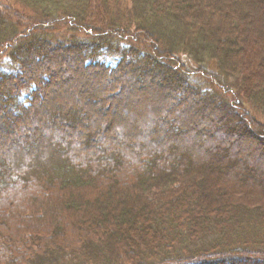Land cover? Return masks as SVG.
Instances as JSON below:
<instances>
[{
    "label": "trees",
    "instance_id": "1",
    "mask_svg": "<svg viewBox=\"0 0 264 264\" xmlns=\"http://www.w3.org/2000/svg\"><path fill=\"white\" fill-rule=\"evenodd\" d=\"M263 17L264 0H0V59L13 67L0 66V264H264V169L248 164L261 182L244 179L239 162L241 154L257 152L264 159ZM83 29L85 38L74 36ZM65 32L70 38L56 39ZM184 50L236 78L242 97L216 78L209 77V89L193 82L194 72L179 56ZM109 55L120 56L116 67L101 60ZM67 56L80 70L118 80L109 99L154 58L180 80L183 99L195 95L198 104L225 105L206 120L213 126L218 119L230 131L200 127L206 149L189 136L178 139L187 133L180 131L165 142L129 148L107 127L88 140L97 147L85 146L80 138L97 125L83 121L80 111L91 110L64 103L52 114L55 144H42L45 161L15 163L3 139L22 124L31 128L26 138L46 131L31 125L32 118L44 115L37 104L47 102L61 66L70 68ZM171 107L175 129L192 120L188 109ZM148 116L158 126V114ZM72 138L77 149L54 152Z\"/></svg>",
    "mask_w": 264,
    "mask_h": 264
},
{
    "label": "rangeland",
    "instance_id": "2",
    "mask_svg": "<svg viewBox=\"0 0 264 264\" xmlns=\"http://www.w3.org/2000/svg\"><path fill=\"white\" fill-rule=\"evenodd\" d=\"M86 34L87 33L85 32V29H83L77 31L74 36L85 38ZM69 35L70 34H67L66 32L64 35L56 34V39L58 38L59 40H65L66 37L70 38ZM185 35L188 37L190 45L195 46L196 39H191L189 35ZM180 36L182 35L180 34ZM186 36L184 37L183 41L187 39ZM162 37L168 39V33L164 32ZM262 39L264 42V36H262ZM122 45L125 46L124 43ZM198 53H201V51H198ZM179 56L194 72V74L190 75L193 82L198 83L205 89H209V77L213 78L214 80L216 78L223 85L225 90L233 91L237 93L240 98L242 97L239 90L240 83L236 78L223 76L215 65L210 66L208 61H206L207 63L204 61H198L195 56L191 55L190 52H186L185 50L179 52ZM260 56L261 57L259 60H261V58L264 59L263 53ZM69 57L70 56H67L66 60H68L67 63L70 65V68L67 67V69L65 65L61 66L63 72L60 73L61 76L59 78H55L56 86L49 88L50 96L48 97L47 102L43 100L37 104V106L41 108L40 111H43L44 115H41L42 117L39 115V118L33 115L34 118H32L34 119L32 121L34 124L32 123L31 125L35 126L37 129H39L40 126H44L46 131L42 132V134L38 133V136L26 138V135L31 132V128L29 125L22 124L20 128L14 131V134H12L10 138H7V140L3 139V142L7 141L5 146L7 149L5 148V151L10 153L9 155L13 162L17 163L21 157H25L26 159L30 158L34 161V163L38 164L45 161L47 149H45V147L42 149V144H45L46 142V144H49L50 149H52L51 142H56V134L55 130H53L55 122L53 120L52 114H56L58 109H62L64 103L70 104L65 108L74 107L78 110L82 109L83 105H87L91 110V115L87 114L84 110L80 111V118L83 119V121H85L87 124H91V122L94 121L97 125L96 128L91 126L89 132L83 134L82 138H80L81 140H84L83 144L85 146L91 145L93 147H97L98 143H93L90 141L88 144V140L99 138V132L105 130L107 127H110L109 130H105L108 132V135H112L115 137L114 139L120 143H126L129 148H134L137 145H143L145 144L146 140H150V142L152 141L155 142V144H158L159 141L163 142L165 137L170 136L167 134L179 136V134L175 133L180 131L187 133L185 134V137L181 136V138L178 137V139L184 141V138H188L189 136L187 140H191V142L195 144L197 148L206 149L209 148L207 146L209 139L207 137L208 140H206V137L204 138L203 135L198 134L200 127H202L203 130H209L214 134H218V132L225 133L230 131V128H227L230 127V125L224 124L221 121H218V119H216L214 122L211 120L213 126L210 123H207L208 120L206 119H210L211 116L209 115H212L210 114V111H217L218 107L209 103L207 104L209 107L208 108L205 105L206 103L203 102H200L203 105L198 106V101H201L202 99H198L195 97V95H192L190 99H183L184 92L181 90L180 86L182 83H180V80L169 73L166 68L159 67V65L155 63L156 60L154 58L149 59L148 63H145V66L139 67L136 69V71H133V73H131L132 77L129 79V82H127V85L124 83V90L122 89L121 94L109 99L108 97L113 96L118 91L120 85L118 80L112 77H105L96 70L92 72L82 69L80 70L77 66V61L75 60L74 62V59L70 58V60ZM139 59L142 58L140 57ZM101 60L108 66L116 67L120 62V56L109 55L101 58ZM71 65L73 66V71L71 70ZM0 66H3L4 70L7 72L13 71L12 63L7 58L4 60L3 58L0 59ZM198 69H202V71L196 73ZM206 73L211 74L212 76H208ZM178 75L182 77L180 74ZM101 78H104L105 80L108 79V81L103 83L102 80L104 79ZM164 78L166 79L164 80ZM142 80L144 81L142 82ZM186 84L187 83H184L183 86ZM141 88H145V90L142 91ZM222 93L225 94L226 92L222 91ZM25 98L26 96L22 99V101H25ZM48 102V106L50 107L45 106ZM171 106L181 109L186 108V110L188 109V114L191 115L192 120L182 121V123L180 122V127L175 129L174 125L176 122H174L169 117V113L172 110ZM65 108L63 110H65ZM251 110L255 115H260V113L254 109V107L251 108ZM134 111H136V114ZM174 111L176 110L174 109ZM149 113L158 114V121L156 123L158 126L151 124V122L154 121H152L148 116ZM212 119L214 120L215 116L212 117ZM150 124L152 126H149ZM143 129L152 130L155 134L148 136L146 133H144ZM190 129L192 130L191 132ZM2 138L4 137L2 136ZM78 142V140L72 138L71 142L67 143L68 145L65 147H62L61 144H57V147L55 146L54 152L58 154H68L74 149L78 148ZM10 144L12 147L15 146L16 149L8 150ZM228 144L231 148H233L232 141ZM91 149L92 148H88V151L92 152ZM52 158L53 157H51V159ZM185 160L186 162H190V155H185ZM239 162L242 163L243 169L246 172L243 175L244 179H247V177H253V180H259V182H261V179H257L255 177L256 172L253 171L254 169L251 170L248 166H246L248 164L251 165L252 163V165H260L259 167H263L264 169V159L262 157L259 158L258 152L254 155V157L241 154L239 157ZM28 164H30V161Z\"/></svg>",
    "mask_w": 264,
    "mask_h": 264
},
{
    "label": "bare ground",
    "instance_id": "3",
    "mask_svg": "<svg viewBox=\"0 0 264 264\" xmlns=\"http://www.w3.org/2000/svg\"><path fill=\"white\" fill-rule=\"evenodd\" d=\"M145 84H146V83H145ZM165 84H166V83H165ZM145 86H146V85H145ZM141 90L144 91L145 88H141ZM185 96L187 97V96H188V93H186ZM113 100H114V99H113ZM115 100H117V99H115ZM118 100H120V99H118ZM186 100H187V99H186ZM201 105H203V104L199 103L198 106H201ZM205 105L208 107L207 104H205ZM207 107H206V108H207ZM208 108H209V107H208ZM225 109H226V106H225V105H224V106H221V107L217 110V112L222 113ZM248 137L255 138L252 134H249Z\"/></svg>",
    "mask_w": 264,
    "mask_h": 264
}]
</instances>
